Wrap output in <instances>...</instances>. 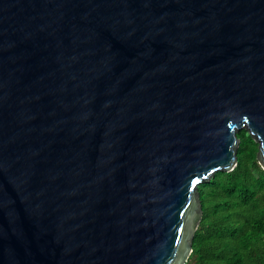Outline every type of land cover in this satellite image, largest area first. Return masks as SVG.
Segmentation results:
<instances>
[{
  "label": "water",
  "instance_id": "water-1",
  "mask_svg": "<svg viewBox=\"0 0 264 264\" xmlns=\"http://www.w3.org/2000/svg\"><path fill=\"white\" fill-rule=\"evenodd\" d=\"M242 128L264 0H0V264H185Z\"/></svg>",
  "mask_w": 264,
  "mask_h": 264
},
{
  "label": "trees",
  "instance_id": "trees-1",
  "mask_svg": "<svg viewBox=\"0 0 264 264\" xmlns=\"http://www.w3.org/2000/svg\"><path fill=\"white\" fill-rule=\"evenodd\" d=\"M237 137L235 167L198 185L202 217L185 264H264V169L248 132Z\"/></svg>",
  "mask_w": 264,
  "mask_h": 264
}]
</instances>
